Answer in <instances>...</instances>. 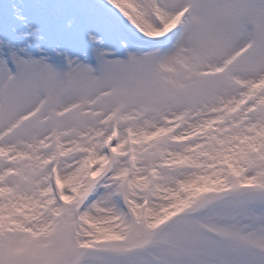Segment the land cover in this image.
I'll use <instances>...</instances> for the list:
<instances>
[{
	"label": "snow or ice",
	"instance_id": "obj_1",
	"mask_svg": "<svg viewBox=\"0 0 264 264\" xmlns=\"http://www.w3.org/2000/svg\"><path fill=\"white\" fill-rule=\"evenodd\" d=\"M0 264H264V0H0Z\"/></svg>",
	"mask_w": 264,
	"mask_h": 264
}]
</instances>
